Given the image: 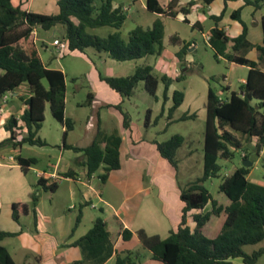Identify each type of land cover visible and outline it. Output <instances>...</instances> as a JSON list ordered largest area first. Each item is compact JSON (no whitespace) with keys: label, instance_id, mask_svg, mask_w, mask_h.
<instances>
[{"label":"trees","instance_id":"obj_1","mask_svg":"<svg viewBox=\"0 0 264 264\" xmlns=\"http://www.w3.org/2000/svg\"><path fill=\"white\" fill-rule=\"evenodd\" d=\"M58 0L59 13L55 15L32 12L24 9L23 0H0V97L14 95L21 87H27V96L22 98L26 109L19 119L11 117L5 126L10 134L9 138L0 142V150L12 146L15 149L23 145L47 146L38 138V133L45 121V109L49 104L52 116L64 127L65 149H71L84 154L82 166L88 170V176L96 174L100 169L104 172L99 176L102 183H106L112 171L121 169V135H106L98 132L94 143L87 148H78L66 144L67 132L73 130V121L66 116V76L63 71L52 69L45 65L34 32L37 29L51 31L57 26H63L65 33L61 41L67 42L68 53L80 52L85 54L86 49H95L100 54H106L117 62L140 60L148 56L160 57L165 46V24L163 17L176 18L182 14L184 23L189 24L187 16L191 13L195 1L178 7L180 0H171L164 5L160 0H146L149 12L158 15V19L151 28L137 27L124 40L120 30L123 28L128 11L123 5L115 7L114 0ZM215 0H203L205 6ZM236 1V0H225ZM248 6L256 10L264 6V0H244ZM29 3V1H28ZM227 9L220 16L211 17L216 27L211 30L208 41L214 51L216 60L224 59L230 63L247 66L249 72L240 87V93L231 92L226 99L218 96L212 89L208 90L206 103V128L204 137V173L203 176L190 182L186 188H181L183 203L181 222L162 239L158 235L151 236L143 229L136 235L143 249L149 251L153 260L162 264H231L232 260L241 259L244 264H256L264 256V248L246 252L247 246L256 245L264 240V187L248 179L250 168L241 167L223 179L219 187V194L227 198L224 205L219 198L212 195L205 183L212 178H219L222 170L219 159H232V147L240 148L237 137L228 130L240 133L248 141L257 139V151L264 146V44L254 46L248 41V27L241 18V11H235L231 17L243 25V33L230 37L224 29L218 27L224 19ZM264 29V17L262 19ZM111 27L116 33L106 38L88 32V29ZM197 29V24H194ZM170 43L181 45L177 53L181 65L186 64L188 49L191 41H183L179 36L170 37ZM45 46H43L44 48ZM256 48L260 54L259 62L246 58L245 53ZM262 65V68L260 67ZM111 89L119 93L124 99L133 96L140 82L145 83V89L155 99L162 83L164 85L163 103L168 102V92L172 84L186 80V73L179 74L175 79L167 75L159 76L150 65L139 66L135 72L126 77L101 76ZM225 87L224 91H229ZM93 95L89 94L88 103L93 102ZM185 94L176 90L173 93V105L168 110V119L184 103ZM118 109L124 117V128L129 129L132 118L124 112L121 106ZM162 108L155 124L165 113ZM195 116H184L178 121L193 119ZM151 111L147 112L145 126L149 127ZM176 122V121H173ZM171 122V123H173ZM26 135L22 137V132ZM184 137L175 135L170 140L157 142L158 151L162 158L167 160L173 168L179 171L177 153L184 144ZM245 161L247 155H244ZM17 161L23 171L37 164L35 158L17 156ZM63 178L75 179L73 172H68ZM44 190L55 192L58 183L53 180L41 179L38 182ZM38 195H32L33 212L36 217ZM210 206V210L206 208ZM12 217L16 222L21 215L30 213V206L23 203L12 205ZM194 212V213H193ZM193 213V214H192ZM214 217L223 218L220 233L215 238L206 235L205 230ZM82 213L78 215L72 235L78 228ZM189 219L195 228L189 225ZM19 233H10L0 229V243L7 238L18 236ZM134 234L129 229L122 231V239L130 241ZM111 242V233L104 218L94 221L89 232L74 243L75 246L87 244L98 251L99 247ZM94 252V253H95ZM112 253L102 261V264L111 258ZM142 255L134 251L116 253V264H143ZM0 264H17L8 248L0 244Z\"/></svg>","mask_w":264,"mask_h":264},{"label":"rangeland","instance_id":"obj_2","mask_svg":"<svg viewBox=\"0 0 264 264\" xmlns=\"http://www.w3.org/2000/svg\"><path fill=\"white\" fill-rule=\"evenodd\" d=\"M29 1V3H28ZM58 0H23L24 9H29L36 13L57 14L59 8ZM164 4L163 0H160ZM166 2V0H164ZM119 5H124L128 8V18L120 30L124 40H128L129 34L137 27L145 29L151 28L154 22L159 18L158 15L151 13L146 8V0H114ZM101 1H96V6H100ZM214 25V22L208 19L204 25V34L196 30L194 35L191 34V27L185 24L182 20L166 19V39L169 40L173 32H179L183 36H190L193 50L188 49L190 63L181 65L179 69L187 68L186 80L180 83H175L172 87L174 90L184 92L185 101L177 109L174 114L176 122L170 123L168 115L161 117L157 124L156 119L161 114L163 106V84L157 92L158 100L148 94L145 89V83L140 82L132 97L127 98L123 105L124 111L128 112L135 125V134L139 131L143 133L146 140H156L164 142L170 140L175 135L184 137L185 141L181 149L177 153L179 161V172L177 182L181 188H186L187 185L203 176L204 173V137L206 128V103L208 90L212 89L218 96L226 99L231 92L240 93L242 80L247 74V69L243 66H232L228 61L221 59L216 60L214 51L212 50L207 35L209 28ZM90 34L106 38L117 32L111 27H99L88 29ZM65 33L63 26H57L51 31L38 29L36 33V42L40 49L42 60L52 69H59L66 76V116L73 121V130L67 132V143L76 144L85 134L88 120L92 118L93 109L88 103V96L95 89L96 80L91 75L95 67L102 74L106 75L110 67L113 65L115 70L121 77L132 75L136 68L144 65H152L155 57L148 56L144 59L134 60L129 62H117L108 58L106 54H100L95 49H86L85 56L68 53L61 55L53 46L55 39H61ZM166 40V41H167ZM45 46V50L43 48ZM47 47V48H46ZM89 58V59H88ZM110 59V60H109ZM106 60L110 61L108 64ZM153 62V63H152ZM111 65V66H110ZM155 65V64H154ZM176 68V67H175ZM156 74L158 71L155 69ZM171 75H179L180 71L171 68ZM225 87H229V91H224ZM27 94V89L22 90ZM93 103V102H92ZM173 105L170 101L169 107ZM151 111V123L149 127L145 126L147 112ZM184 116H195L193 119L186 121H178ZM102 125L101 132L106 135H120L121 129L117 123L116 117H112L105 109L101 112ZM64 127L51 114L49 104L45 109V121L43 127L38 133V138L47 142V146H30L23 145L22 152H17L12 146L4 148V158L0 159L5 164H14L16 162L9 161V156L36 157L38 163L33 166L37 170H47L50 163H55L57 154L64 150ZM241 143L240 148L232 147L234 156L232 159L220 158L218 163L222 170L219 178H212L205 183L214 197H218L222 203L227 201L225 196L219 195V187L223 179L231 175L234 170L244 166V155H247L250 166V174L248 179L264 187V146L261 151H257V141L250 140L228 128ZM68 153H72L75 158L73 161L68 160ZM55 156V157H54ZM71 156V157H72ZM53 157V158H51ZM85 158L83 153L66 151L65 158L62 161V167L69 162L72 167L80 174L83 172V166L79 164L80 159ZM136 159L128 150H124L122 156L123 168L121 170L112 171L110 179L107 183H102L99 176L104 172L100 169L93 178V186L98 192H101L104 199L109 204L99 203L94 199V203L98 204L101 209H94L91 206L84 207L86 216L84 226H93L92 223L96 218L102 217L108 223V229L112 233L113 240L110 243L99 247L95 254H92V248L87 244H82L77 250H74L75 256L83 260L80 264H102V261L107 258V255L115 253L114 242L118 237V231L121 228V221H125L135 231L145 230L147 234L154 236L158 235L162 239L170 235V231L174 230L175 224L168 219L163 213V203L159 198V189L153 186L151 177L148 174V165L145 161L136 163ZM60 192L46 191L42 186L38 185V179L34 170L23 171L19 166L15 167H0V211L2 222L10 227L16 225L24 234L29 233V229L35 228V219L33 212L32 195L36 194L39 197V203H42L43 211L51 214L52 217H63L66 223L67 231L70 232L76 224L79 212L80 201L70 200L69 186L76 191L81 188L80 185L70 184L62 180ZM166 197V195H165ZM25 201L30 206V214L22 215L19 224L11 218L12 209L10 200L16 199ZM38 203V204H39ZM37 204V205H38ZM52 204V205H51ZM77 206L76 210H71L70 206ZM53 208H52V207ZM211 207H208L210 210ZM120 212L117 215L116 212ZM224 221L223 218L214 217L208 223L205 233L210 238H215L221 231ZM18 236L8 238L1 245H5L11 252L17 264H36V253L31 245L26 240L30 236ZM30 235V234H29ZM70 238V237H69ZM88 247V248H87ZM264 248V240L256 245L247 246L246 252L252 253L255 250ZM145 256L150 255V252L141 248ZM62 258L72 255L71 251H62ZM112 257V256H111ZM145 257L142 262L145 261ZM107 261V260H106ZM241 263V260H237ZM104 264V263H103ZM108 264H116V257ZM264 264V256L256 263Z\"/></svg>","mask_w":264,"mask_h":264},{"label":"crops","instance_id":"obj_3","mask_svg":"<svg viewBox=\"0 0 264 264\" xmlns=\"http://www.w3.org/2000/svg\"><path fill=\"white\" fill-rule=\"evenodd\" d=\"M171 0H166V2L163 0L164 5H168ZM195 1V5L192 8L191 13L187 16V19L189 20L188 26L191 27V34L194 35V32L196 30L200 31L204 34L205 31V23L208 19L212 20L211 17L214 16H220L225 9H227L226 15L224 19L219 23L218 27L220 29H224L226 33L232 37L236 38L240 36L243 33V25L233 19L231 17V14L235 11H241V18L244 21V23L248 27V41L254 45V46H263L264 44V29L262 24V19L264 17V6L256 10L253 6H248L245 4L244 0H236V1H227L225 0H215L210 5L205 6L203 3V0H180L178 7L187 5L189 2ZM115 7H118L119 4L114 2ZM58 6V4H57ZM124 6V5H123ZM59 8V7H58ZM125 10L128 11V8L124 6ZM59 13V11H58ZM57 13V14H58ZM48 14V13H43ZM49 15H55V14H49ZM185 16L180 14L176 18H170V17H163L162 20L165 24L166 19H174V20H184ZM213 21V20H212ZM184 22V21H183ZM214 22V21H213ZM194 24H197V29L192 28ZM216 27L215 22L214 25H212L209 28L208 35H210L211 30ZM166 29V26H165ZM38 30V29H37ZM36 30V33H37ZM166 31V30H165ZM174 35L179 36L183 41H190V36H183L179 32H173ZM166 35V32H165ZM170 35V37H172ZM170 37L169 40L164 38V46L165 50L162 56L155 57L153 60V64L150 65L158 71L157 75L163 76L167 75L168 77L175 79L177 75H171L170 71L171 68H174L176 71H180L179 74L185 73L187 71V68L182 69V71L179 69V59L177 58V53L181 50V45H173L170 43ZM56 40V39H55ZM60 40V39H59ZM167 40V41H166ZM47 48V47H46ZM190 52L193 50V47H190ZM45 50V48H44ZM76 55H82L85 56V54H82L80 52H74ZM246 58L249 60L259 62V52L256 48L251 49L250 51L245 53ZM42 57V56H41ZM109 58V57H108ZM89 59V58H88ZM144 59V58H143ZM110 60V59H109ZM190 57L189 52L186 55V63H190ZM110 61L106 60V63L108 64ZM230 63V62H229ZM47 65L46 63H44ZM155 64V65H154ZM232 66H242L238 65L236 63H230ZM111 66V65H110ZM176 67V68H175ZM247 69V74L245 78L242 80V83L245 82L249 68L247 66H243ZM262 68V65H260ZM59 70V69H57ZM115 70H113V65L110 67L106 75H102L97 68L95 67L94 71H92V76L96 80L95 89L92 90L91 93L93 95V103L91 105L93 109L92 118L88 120V124L86 126L85 134L84 136L76 142V144H68L66 139V144L69 146H74L78 148H87L90 147L97 135L99 130L101 129L102 125V117L101 112L102 110H106L112 117H116L117 123L121 129L120 135L122 137V146H121V169L123 168L122 163V156L124 153V150H128V152L133 155V157L136 159V163H139L141 161H145L148 165V174L151 177V182L153 183V186L158 188L159 190V198L162 200L163 203V213L164 215L171 220L173 225L175 224V228L180 224L181 222V215H182V208L183 203L181 201V187L179 186V183L177 182L178 172L173 168V166L164 158H162L160 152L158 151V147L156 144V140H146L143 136V133L139 131L135 134V125L132 122L129 129L124 128V117L122 115V112L118 109V106H121L122 110L123 105L125 103V100L119 93L114 91L110 88L105 82L101 80V76L106 77H121L122 75H118ZM176 83V82H175ZM174 83V84H175ZM162 84V83H161ZM160 84V85H161ZM172 84L170 86L169 92H168V102L163 106L162 108H165V113L162 117H166L168 115V110L172 107H169L170 101H172L173 93L172 91ZM164 86V85H163ZM27 87L23 86L20 88V90ZM160 88V86H159ZM158 88V90H159ZM18 91L14 95H11L7 101V103L4 104L3 98L0 97V108H3V112H0V142L3 140H6L9 138L10 134L8 131H6L5 126L7 124V121L11 117H15L19 119L21 115L23 114L24 110L26 109V105L24 104V101L22 98H25L27 94H24L22 91ZM28 92V91H27ZM158 92V91H157ZM164 93V91H163ZM158 97V96H157ZM158 100V99H157ZM185 101V100H184ZM173 102V101H172ZM162 111V109H161ZM126 112V111H124ZM176 113V112H175ZM174 113V114H175ZM160 116V115H159ZM169 120V119H168ZM176 121V119L173 118L170 120V123ZM26 135V132H22V137ZM253 140L257 141L256 138ZM46 142V141H45ZM158 142V141H157ZM47 143V142H46ZM24 146H21V148L15 149L19 152H22ZM3 150V149H2ZM0 150V158H4L3 151ZM65 151L60 152V154H57V160L55 163H50L47 167V170H37L34 169L33 166L29 168L28 171L34 170V173L36 174V177L39 180H51L56 181L55 176L61 177L65 175L68 172H73L75 175V179L67 178L64 179V181L69 182L70 184H76L80 185L81 188L79 191H76L71 185L69 188V197L70 200H78L80 201V212L82 213L81 222L76 229L75 233L72 235L73 228H71L70 232L67 231L66 223L62 219L63 217H52L51 214H48L47 212L43 211L42 203H39L36 206V217L35 219V228L33 230L29 229V233L26 235L22 230H20L16 225H11L10 227H7L3 222L1 218V211H0V229L6 232L10 233H19L18 236H30L27 238L26 242L33 247L35 250L36 255V264H80L83 262V260H80V258H77L75 256V251L79 247L75 246L74 243L84 237L89 230L93 226L86 227L83 231L82 227L84 226V219L86 216V209L84 207L91 206V208L94 209H101L103 211V208L98 207V204L94 203V199H96L99 203H105L109 204L107 200L104 199V196L101 192H98L96 188L93 186V178L96 174L92 175L91 177L88 176V170L85 166H83V172L80 174L72 167V165L69 163L70 161H73V159H77L72 156V153H68L70 157H67L69 162L62 167V161L65 158L66 151H73L71 149H65ZM74 152V151H73ZM75 153V152H74ZM72 156V157H71ZM55 157V156H54ZM24 158H35L38 163V158L36 157H24ZM53 158V157H51ZM9 161L16 162L17 157L16 156H9ZM85 158L82 157L80 159L79 164L82 165ZM20 165L17 163L14 164H5L0 159V167H15ZM21 168V167H20ZM22 169V168H21ZM120 169V170H121ZM38 174H44L43 177H39ZM110 179V176L108 178V181ZM62 180L57 181L58 183V192H60V187L63 185ZM107 183V182H106ZM166 195V197H165ZM221 195V194H219ZM223 196V195H222ZM224 197V196H223ZM218 198V197H216ZM14 203H23L27 204L25 201L12 199L10 200V207L12 209V205ZM224 205H227L228 202L225 201L223 203ZM28 205V204H27ZM52 205V204H51ZM52 207V206H51ZM71 207H74L73 209L76 210L77 206H74V204ZM209 207V206H208ZM208 207L206 210H208ZM53 208V207H52ZM71 209V210H73ZM79 212V214H80ZM13 213V211H12ZM194 213V212H193ZM192 213V214H193ZM30 214V213H29ZM27 214V215H29ZM117 215H120V212H116ZM22 216V215H21ZM11 218L13 220V217L11 215ZM99 218V217H98ZM97 219V218H96ZM95 219V220H96ZM94 220V221H95ZM105 220V219H104ZM14 221V220H13ZM21 221V217H20ZM16 222L17 224L20 223ZM94 221L92 223H94ZM106 221V220H105ZM107 223V221H106ZM189 225L192 228H195V224L192 222L191 219H189ZM108 226V223H107ZM129 229L133 234V238L130 241H124L122 239V231L124 229ZM173 228V229H175ZM109 230V229H108ZM172 231V230H171ZM170 231V232H171ZM138 231H135L130 227L129 224H127L125 221H121V228L118 231V237L116 238L114 245H115V253L112 255L111 258H109L104 264L110 263L111 260H113L116 257V253H120L123 251H134L142 255V257L146 258L143 264H162L158 261L153 260L152 255L145 256L142 252V248L140 241L136 235ZM111 233V232H110ZM30 234V235H29ZM15 236V237H18ZM70 237V238H69ZM14 238V237H12ZM8 239V238H7ZM6 240V239H5ZM4 240V241H5ZM111 240H113L112 233H111ZM2 241V242H4ZM5 246V245H3ZM6 247V246H5ZM7 248V247H6ZM88 248V247H87ZM9 250V249H8ZM69 250L71 251L72 255L66 256L65 258H62V251ZM10 251V250H9ZM92 254H95V250L92 249ZM257 251V250H255ZM11 253V252H10ZM12 255V254H11ZM13 257V256H12ZM237 260L241 259H235L231 261V264H240L237 262ZM16 262V261H15ZM241 263L244 264V262L241 260ZM31 264V263H29Z\"/></svg>","mask_w":264,"mask_h":264},{"label":"built area","instance_id":"obj_4","mask_svg":"<svg viewBox=\"0 0 264 264\" xmlns=\"http://www.w3.org/2000/svg\"><path fill=\"white\" fill-rule=\"evenodd\" d=\"M34 34L36 35V31L34 32ZM207 40L208 41L210 40V35H207ZM53 46L56 47L57 51H59V53H61L62 56L64 55V53L66 52V50L68 48L67 42L61 41L59 39L54 40ZM8 99H9V96L8 95H6V96L3 97L4 104L7 103ZM0 112H3V108H0ZM38 176L39 177H43L44 174H38ZM55 178H56V181L54 180L55 182H57L59 180L65 179L62 176L61 177L55 176ZM73 208L74 207H72L71 209H73Z\"/></svg>","mask_w":264,"mask_h":264},{"label":"water","instance_id":"obj_5","mask_svg":"<svg viewBox=\"0 0 264 264\" xmlns=\"http://www.w3.org/2000/svg\"><path fill=\"white\" fill-rule=\"evenodd\" d=\"M250 166H252V163H250V162H248V161H245V162H244V167L249 168Z\"/></svg>","mask_w":264,"mask_h":264}]
</instances>
